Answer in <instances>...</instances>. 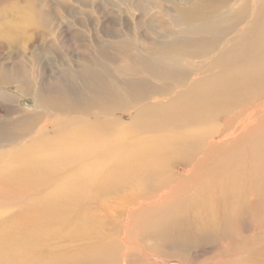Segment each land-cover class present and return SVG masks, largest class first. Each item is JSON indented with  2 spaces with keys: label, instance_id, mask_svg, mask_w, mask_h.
Returning a JSON list of instances; mask_svg holds the SVG:
<instances>
[{
  "label": "bare ground",
  "instance_id": "bare-ground-1",
  "mask_svg": "<svg viewBox=\"0 0 264 264\" xmlns=\"http://www.w3.org/2000/svg\"><path fill=\"white\" fill-rule=\"evenodd\" d=\"M262 15L264 0H197L181 8L184 35L169 39L157 56L141 58L150 77L125 85H92L85 72L94 70L78 64L84 71L82 85L90 93L101 91L113 102L116 97L124 101L120 95L130 90L129 100L118 104L137 106L132 117L137 130L127 137L123 132L124 137L100 149L87 126L97 119L80 114L66 122L64 135L51 141L52 152L1 165L0 201L15 211L0 219V264H183L162 247L194 238L210 240L212 234L221 240L240 239L251 221L264 228V93L242 97L264 81ZM239 25L235 36L222 39ZM149 79L168 83L161 86ZM67 86L56 91L68 93L75 102L72 93L81 91ZM153 93L170 97L163 103L147 101ZM218 104L221 123L220 114H211L220 112L213 107ZM208 106L213 110L207 112ZM194 122L203 125L188 126ZM61 123L55 121L53 131ZM100 155L106 163H100ZM173 161L184 165V173L171 174L166 181L161 177L152 185L163 170H173ZM176 179L187 191L177 187ZM150 192L160 195L150 200ZM177 195L185 197L171 204ZM113 197L118 203L132 198L127 206H136L140 218L113 229L114 224L104 227L90 215L92 204L109 207ZM115 232L120 248L110 238ZM68 245L71 249H62ZM50 246L58 249L51 251Z\"/></svg>",
  "mask_w": 264,
  "mask_h": 264
},
{
  "label": "rangeland",
  "instance_id": "rangeland-1",
  "mask_svg": "<svg viewBox=\"0 0 264 264\" xmlns=\"http://www.w3.org/2000/svg\"><path fill=\"white\" fill-rule=\"evenodd\" d=\"M196 1L0 0V166L7 160L15 163L19 157H40L52 152L51 141L64 135L69 128L66 122L80 114L97 119L95 125L89 123L87 126L97 136L96 142H100V149L104 143L107 145L118 136L124 137L130 130H137L138 124L132 120L137 106L124 104L129 100L126 93H130V90L126 87L127 91L125 89L120 95L124 101H118L116 97L113 102L102 97L101 91L90 93L82 85L81 73L84 71L79 65L86 63L94 70L85 72L87 81L92 85H109L113 81L123 84L134 78L150 77L140 64V59L148 54L156 55L157 50L169 39L184 35L180 32L182 19L178 17L179 10L193 6ZM240 26L236 30L226 31L222 39L235 36ZM140 70L145 74L137 72ZM199 76L201 75L193 77ZM149 81L161 86L168 83L167 80ZM261 83L244 91L242 97H250L252 92L253 95L256 92L264 93V81ZM66 86L81 91L72 93L75 95L73 98L77 97L75 102H72L68 93H57L56 90ZM179 90L180 88H176L174 91ZM169 97L165 93H153L147 101L163 103ZM119 102L124 103L119 105ZM218 105L213 107H217L216 110L220 112L211 114H220L217 122L221 123L222 105ZM225 105L224 107L230 106ZM211 107L208 106L205 110L210 112L213 110ZM114 119L116 121L110 126ZM55 121L62 122L57 131L52 129ZM195 123L188 126L199 127L202 124ZM105 124L110 127L105 128ZM188 126L185 125V128ZM173 130L177 132L178 128L174 127ZM100 163H106V158L102 155ZM178 163L173 161V170H163L150 181L151 184L155 185L156 180L161 177L166 181L171 174L178 177L180 173H184V165ZM107 165L111 166V163ZM188 182L192 185L191 181ZM178 184L176 179L177 187L187 191V186L180 188ZM195 184L197 185L196 181ZM200 186L202 187V183ZM201 192L202 189L199 193ZM149 195L152 200V196L160 194L150 192ZM184 197H173L172 199L177 200L171 204L180 203ZM129 200L132 198L123 200V204V201L118 203L119 198L113 197L107 203L109 207L92 204L90 215L104 224V227L114 224L113 229L123 228L128 220L134 222L140 218L141 211H135L136 206L132 209L127 206L131 203ZM7 206L10 205L0 201V219L15 211ZM129 209L132 212L128 215ZM245 229L240 239L221 240L218 234H212L215 237L210 240H183L178 246L170 245L162 249L183 264H264V228H259L255 221H251L245 225ZM121 233L122 231H117V234ZM116 236L115 232L110 238L115 237V243L120 248L121 242ZM168 242L171 243L170 240ZM71 247L72 245H68L62 249ZM57 249L58 247L52 246L49 248L51 251ZM252 260L257 262L253 263Z\"/></svg>",
  "mask_w": 264,
  "mask_h": 264
}]
</instances>
